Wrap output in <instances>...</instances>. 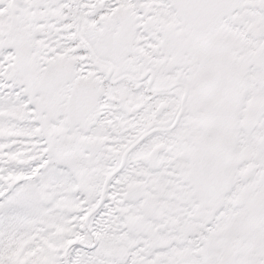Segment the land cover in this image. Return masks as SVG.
<instances>
[{"label":"snow or ice","instance_id":"1","mask_svg":"<svg viewBox=\"0 0 264 264\" xmlns=\"http://www.w3.org/2000/svg\"><path fill=\"white\" fill-rule=\"evenodd\" d=\"M0 264H264V0H0Z\"/></svg>","mask_w":264,"mask_h":264}]
</instances>
